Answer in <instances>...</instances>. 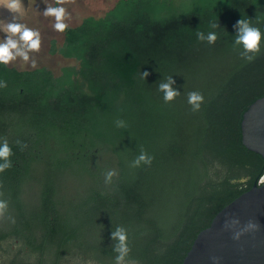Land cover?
I'll return each instance as SVG.
<instances>
[{
  "label": "trees",
  "instance_id": "16d2710c",
  "mask_svg": "<svg viewBox=\"0 0 264 264\" xmlns=\"http://www.w3.org/2000/svg\"><path fill=\"white\" fill-rule=\"evenodd\" d=\"M190 3L120 0L104 17L69 27L57 52L79 66L59 77L0 65V137L14 152L13 167L0 173L9 203L0 264H114L118 225L129 260L182 264L214 217L259 183L264 158L243 145L241 123L264 97V38L246 62L233 25L249 18L264 33V0ZM198 31L218 40L201 42ZM167 76L181 93L171 103L157 89ZM189 91L204 96L198 112ZM140 147L154 160L132 168ZM108 170L117 173L111 184Z\"/></svg>",
  "mask_w": 264,
  "mask_h": 264
},
{
  "label": "clouds",
  "instance_id": "9594fccd",
  "mask_svg": "<svg viewBox=\"0 0 264 264\" xmlns=\"http://www.w3.org/2000/svg\"><path fill=\"white\" fill-rule=\"evenodd\" d=\"M55 6L45 3L46 9L42 15L54 18L53 29L57 32L63 33L69 28L66 22L71 18L65 4L75 3V0H54ZM0 8H4L12 14V20L5 22L0 20V32L5 34V38L0 39V65L8 66L10 63L17 60L23 61L25 64L31 65L35 68L37 60L34 53H38L41 49L42 38L38 29L30 28L26 24L21 23V20L26 15L27 9L24 7L23 0H0ZM212 29L220 28L218 22L210 24ZM236 35L234 37V50L239 49V54L246 62H252L262 49V38L264 33L252 24V20L241 18L234 25ZM197 39L201 42H207L212 45L218 40V34L215 31H210L207 34L204 32H197ZM150 75L149 72H141V79L146 81ZM173 76L164 77L157 83V89L163 94L165 103H171L181 93L177 90ZM7 87V81L0 80V89ZM187 102L190 105L193 113L200 111L201 105L204 103V96L199 91H189L187 93ZM115 126L118 128H127V123L122 119H117ZM16 145L23 151L27 148V144L21 140L15 141ZM14 155L13 149L10 146L6 137H0V173L13 167L11 157ZM154 157L149 155L143 148H139V154L130 162V167L139 168L141 165L151 166ZM115 170H108L105 173V184H111L112 179L116 176ZM236 183V181H232ZM243 182V181H241ZM260 186H264V179L260 180ZM3 185L0 184V219L4 218L8 212V200L4 198ZM9 219L14 222V218L9 216ZM225 230H232V239L239 241L240 238L247 234L256 232L260 229V224L254 220L249 219L242 227L238 218H231L225 220ZM111 238L115 241L113 251L117 254L115 256L114 264H138L136 260H129V253L131 249L128 246L127 231L123 226H116L111 232ZM210 259L213 264H219L220 257L212 256Z\"/></svg>",
  "mask_w": 264,
  "mask_h": 264
},
{
  "label": "water",
  "instance_id": "95a60500",
  "mask_svg": "<svg viewBox=\"0 0 264 264\" xmlns=\"http://www.w3.org/2000/svg\"><path fill=\"white\" fill-rule=\"evenodd\" d=\"M241 128L243 145L264 158V97L244 113ZM231 218H238L241 227L254 219L260 229L235 241L232 230L224 229L225 220ZM212 256L221 258L219 264H264V186L260 181L223 208L198 234L182 264H213Z\"/></svg>",
  "mask_w": 264,
  "mask_h": 264
},
{
  "label": "rangeland",
  "instance_id": "374dc122",
  "mask_svg": "<svg viewBox=\"0 0 264 264\" xmlns=\"http://www.w3.org/2000/svg\"><path fill=\"white\" fill-rule=\"evenodd\" d=\"M120 0H75V3L65 4L71 15V18L66 22L69 27L79 26L83 20L89 17L102 18L111 9H113L116 3ZM191 0H174L175 4L181 6L184 4L188 7ZM193 2L196 0H192ZM45 3L55 6L54 0H23L24 7L27 9L26 15L21 20V23L26 24L30 28L38 29L41 33L42 44L38 53H34L37 60V66L31 67L30 63L25 64L21 60L10 63L8 66L16 68L20 71H32L35 69L45 68L50 70L55 77H59L62 74L64 68L78 67L79 62L74 59L64 58L57 50L63 46L65 41L64 33L57 32L53 29L54 18H45L42 12L46 9ZM5 38V34L0 32V39ZM55 49V51H54ZM71 189L79 191V183L76 179H71Z\"/></svg>",
  "mask_w": 264,
  "mask_h": 264
},
{
  "label": "flooded vegetation",
  "instance_id": "af4514ba",
  "mask_svg": "<svg viewBox=\"0 0 264 264\" xmlns=\"http://www.w3.org/2000/svg\"><path fill=\"white\" fill-rule=\"evenodd\" d=\"M0 12H3V11L1 10ZM0 20H3L5 22L11 21L12 20V14L11 13H8V14H5V15H1L0 14Z\"/></svg>",
  "mask_w": 264,
  "mask_h": 264
},
{
  "label": "bare ground",
  "instance_id": "6f19581e",
  "mask_svg": "<svg viewBox=\"0 0 264 264\" xmlns=\"http://www.w3.org/2000/svg\"><path fill=\"white\" fill-rule=\"evenodd\" d=\"M0 10H2V11L4 12V14H8V13H10L9 11H7V10L4 9V8H1Z\"/></svg>",
  "mask_w": 264,
  "mask_h": 264
}]
</instances>
